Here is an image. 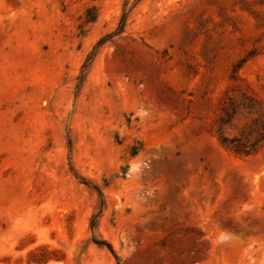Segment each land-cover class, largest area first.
I'll list each match as a JSON object with an SVG mask.
<instances>
[{
    "label": "rangeland",
    "instance_id": "1",
    "mask_svg": "<svg viewBox=\"0 0 264 264\" xmlns=\"http://www.w3.org/2000/svg\"><path fill=\"white\" fill-rule=\"evenodd\" d=\"M0 264H264V0H0Z\"/></svg>",
    "mask_w": 264,
    "mask_h": 264
}]
</instances>
